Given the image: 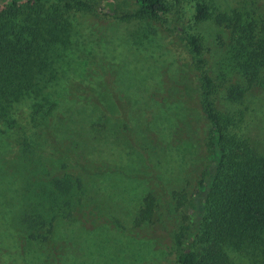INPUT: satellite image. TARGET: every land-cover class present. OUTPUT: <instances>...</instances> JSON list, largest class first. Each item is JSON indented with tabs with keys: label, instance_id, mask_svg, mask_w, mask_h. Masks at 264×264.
I'll list each match as a JSON object with an SVG mask.
<instances>
[{
	"label": "rangeland",
	"instance_id": "rangeland-1",
	"mask_svg": "<svg viewBox=\"0 0 264 264\" xmlns=\"http://www.w3.org/2000/svg\"><path fill=\"white\" fill-rule=\"evenodd\" d=\"M87 1L90 11L67 18L65 41L42 45L30 91L0 100V264H177L174 235L187 221L206 148L199 74L189 48L164 25L109 15L134 12L133 0ZM194 2L207 4L210 17L193 22ZM176 8L174 25L202 43L227 133L264 153V93L226 98L236 77L216 64L230 35L214 22L237 12L264 35V0H181ZM48 103L49 131L33 119ZM35 170L43 180H81L79 204L53 221L45 243L19 226ZM226 252L234 264H251Z\"/></svg>",
	"mask_w": 264,
	"mask_h": 264
},
{
	"label": "trees",
	"instance_id": "trees-1",
	"mask_svg": "<svg viewBox=\"0 0 264 264\" xmlns=\"http://www.w3.org/2000/svg\"><path fill=\"white\" fill-rule=\"evenodd\" d=\"M133 1L134 12L111 10L109 15L120 21L147 17L170 29L189 48L202 83L201 110L208 123L205 155L188 202L187 221L174 235V260L177 264H234L226 252L230 249L245 255L251 264H264V153L227 133L230 120L217 109L216 86L202 43L195 33L180 32L174 25L181 14L173 6L181 0ZM190 8L193 22L211 15L202 2ZM90 10L87 0H0V100L27 94L34 85L30 66L42 45L65 41L70 14ZM246 16L237 12L214 16V22L230 35L225 57L216 64L219 73L230 69L228 75L236 77L226 92L230 102L240 101L253 89L264 93V35ZM53 107L48 103L34 112V121L47 131ZM6 121L16 126L11 118ZM44 173L37 171L33 185L25 189L19 220L26 238L42 243L51 238L53 221L77 207L75 195L81 190L77 177L43 180Z\"/></svg>",
	"mask_w": 264,
	"mask_h": 264
}]
</instances>
